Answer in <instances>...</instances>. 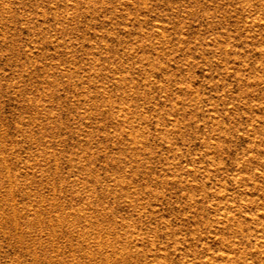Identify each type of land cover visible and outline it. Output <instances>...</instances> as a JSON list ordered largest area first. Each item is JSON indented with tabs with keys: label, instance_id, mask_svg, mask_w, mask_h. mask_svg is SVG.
I'll return each instance as SVG.
<instances>
[{
	"label": "rangeland",
	"instance_id": "rangeland-1",
	"mask_svg": "<svg viewBox=\"0 0 264 264\" xmlns=\"http://www.w3.org/2000/svg\"><path fill=\"white\" fill-rule=\"evenodd\" d=\"M0 264H264V0H0Z\"/></svg>",
	"mask_w": 264,
	"mask_h": 264
}]
</instances>
